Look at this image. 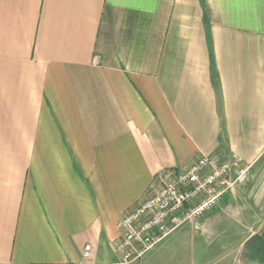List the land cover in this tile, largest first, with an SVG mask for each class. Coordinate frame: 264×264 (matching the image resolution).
Wrapping results in <instances>:
<instances>
[{"label":"crops","instance_id":"0c3cea01","mask_svg":"<svg viewBox=\"0 0 264 264\" xmlns=\"http://www.w3.org/2000/svg\"><path fill=\"white\" fill-rule=\"evenodd\" d=\"M202 156L250 178L124 262L122 218ZM263 226L264 0H0V264H256Z\"/></svg>","mask_w":264,"mask_h":264},{"label":"built area","instance_id":"2783aa9c","mask_svg":"<svg viewBox=\"0 0 264 264\" xmlns=\"http://www.w3.org/2000/svg\"><path fill=\"white\" fill-rule=\"evenodd\" d=\"M250 170L237 157L202 156L185 170L164 171L158 191L121 220L117 250L123 261L142 257L174 228L210 212L225 195L247 183Z\"/></svg>","mask_w":264,"mask_h":264},{"label":"trees","instance_id":"16d2710c","mask_svg":"<svg viewBox=\"0 0 264 264\" xmlns=\"http://www.w3.org/2000/svg\"><path fill=\"white\" fill-rule=\"evenodd\" d=\"M244 258L256 264H264V229L244 243Z\"/></svg>","mask_w":264,"mask_h":264},{"label":"rangeland","instance_id":"374dc122","mask_svg":"<svg viewBox=\"0 0 264 264\" xmlns=\"http://www.w3.org/2000/svg\"><path fill=\"white\" fill-rule=\"evenodd\" d=\"M235 226L236 228H231L234 230V234L231 233V231L228 232V237H227V244L228 246H234L236 244H238L239 240L241 239V236H242V229H240L238 226L236 225H233ZM263 229H264V226H263ZM262 229V230H263ZM261 230V231H262ZM261 231L259 233H261ZM214 257V254L210 255L208 258H207V264H210L212 262V264L215 263V260L213 259ZM222 264H225V262H222Z\"/></svg>","mask_w":264,"mask_h":264}]
</instances>
